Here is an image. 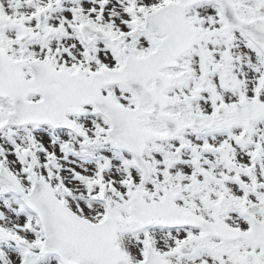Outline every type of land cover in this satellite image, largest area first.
I'll return each mask as SVG.
<instances>
[{"label":"snow or ice","instance_id":"1","mask_svg":"<svg viewBox=\"0 0 264 264\" xmlns=\"http://www.w3.org/2000/svg\"><path fill=\"white\" fill-rule=\"evenodd\" d=\"M0 264H264V0H0Z\"/></svg>","mask_w":264,"mask_h":264}]
</instances>
